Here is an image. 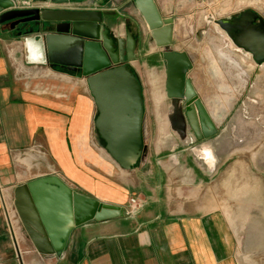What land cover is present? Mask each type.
<instances>
[{
    "label": "crops",
    "instance_id": "1",
    "mask_svg": "<svg viewBox=\"0 0 264 264\" xmlns=\"http://www.w3.org/2000/svg\"><path fill=\"white\" fill-rule=\"evenodd\" d=\"M32 1L0 12V264H234L228 220L204 187L217 172L249 169L240 170L242 162L222 168L217 155L205 159L185 142L171 150L163 172H152L146 166L152 145L145 140L139 164L120 168L96 145L85 77L51 67L37 31L15 24L27 10H94L83 7L87 0ZM51 174L100 202L123 206L130 196L146 202L133 216L82 223L60 255L41 254L22 227L13 194Z\"/></svg>",
    "mask_w": 264,
    "mask_h": 264
},
{
    "label": "rangeland",
    "instance_id": "2",
    "mask_svg": "<svg viewBox=\"0 0 264 264\" xmlns=\"http://www.w3.org/2000/svg\"><path fill=\"white\" fill-rule=\"evenodd\" d=\"M153 2L162 19L171 18L169 47L185 52L191 59L185 76L216 133L195 140L187 122L183 139L170 128L167 115L172 105L164 90L162 46L157 44L134 0H105L91 6L94 11L108 12L102 16V22L114 40L126 41L130 36L134 41V57L127 63L142 89L143 139L152 145V163L146 166L152 165V172H163L171 150L183 146L188 137L193 140L189 146L193 152L200 151L208 160L206 146L210 145L222 168L234 169L242 162L240 170L250 172H217L211 183L205 185L204 194L212 189L210 197L228 220L234 264H264V62L257 63L213 22L238 16L248 9L264 20V0ZM94 134L97 135L95 130ZM101 143L96 138V145L105 151ZM138 164L139 161L135 165Z\"/></svg>",
    "mask_w": 264,
    "mask_h": 264
},
{
    "label": "water",
    "instance_id": "3",
    "mask_svg": "<svg viewBox=\"0 0 264 264\" xmlns=\"http://www.w3.org/2000/svg\"><path fill=\"white\" fill-rule=\"evenodd\" d=\"M134 4L144 16L157 44L162 46L164 90L173 107L168 115L170 128L184 139L188 122L197 139L213 135L216 128L185 76L191 67V59L185 52L169 47L171 18L162 19L153 0H134ZM13 5V0H0V12ZM106 13L47 8L39 12L33 9L23 12L29 15L15 24L22 23L20 27L25 32L37 31L46 62L51 67L79 72L85 77L96 111L93 126L97 140L100 144L103 142L105 151L120 168L129 170L146 154L144 102L138 78L127 63L134 57V41L130 36L126 41L114 40L102 22ZM29 22L35 27L29 26ZM213 22L257 63L264 62V20L256 12L248 9L238 16L217 18ZM13 196L14 209L32 245L46 255H60L74 227L89 220L101 221L124 215L122 206L100 202L76 191L54 174L16 186Z\"/></svg>",
    "mask_w": 264,
    "mask_h": 264
},
{
    "label": "built area",
    "instance_id": "4",
    "mask_svg": "<svg viewBox=\"0 0 264 264\" xmlns=\"http://www.w3.org/2000/svg\"><path fill=\"white\" fill-rule=\"evenodd\" d=\"M103 1L105 0H102L100 2H98L97 0H87L85 2L83 1L84 2L83 7L91 9V6H94V5L96 6L99 3H102ZM13 2H14V5L18 7L29 6L30 4L33 3L32 0H16V1L13 0ZM145 202L146 200L140 199L137 196H130L128 198L126 207H123L124 213L126 215L133 216L144 206Z\"/></svg>",
    "mask_w": 264,
    "mask_h": 264
},
{
    "label": "clouds",
    "instance_id": "5",
    "mask_svg": "<svg viewBox=\"0 0 264 264\" xmlns=\"http://www.w3.org/2000/svg\"><path fill=\"white\" fill-rule=\"evenodd\" d=\"M27 39H32V38H31V37H29V38H27ZM206 151H207V154H208L209 156H211V155H212V148H211V146H210V145L206 146Z\"/></svg>",
    "mask_w": 264,
    "mask_h": 264
},
{
    "label": "bare ground",
    "instance_id": "6",
    "mask_svg": "<svg viewBox=\"0 0 264 264\" xmlns=\"http://www.w3.org/2000/svg\"><path fill=\"white\" fill-rule=\"evenodd\" d=\"M157 93V92H156ZM172 109H173V107L171 108V110H170V112L172 111ZM170 112L168 113V115L170 114ZM168 115H167V120H168ZM216 120V119H215ZM191 121H192V123H194V118H193V116H192V114H191ZM168 123H169V120H168ZM170 125V124H169Z\"/></svg>",
    "mask_w": 264,
    "mask_h": 264
},
{
    "label": "flooded vegetation",
    "instance_id": "7",
    "mask_svg": "<svg viewBox=\"0 0 264 264\" xmlns=\"http://www.w3.org/2000/svg\"><path fill=\"white\" fill-rule=\"evenodd\" d=\"M196 139H197V138H195V140H196ZM186 142L191 143V145L193 144V140H192V138H190V137H188V140H187Z\"/></svg>",
    "mask_w": 264,
    "mask_h": 264
}]
</instances>
